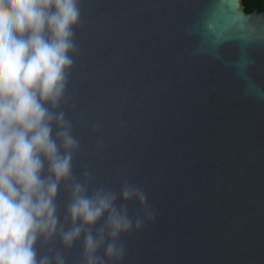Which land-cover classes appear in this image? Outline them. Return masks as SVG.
<instances>
[{
  "label": "water",
  "instance_id": "95a60500",
  "mask_svg": "<svg viewBox=\"0 0 264 264\" xmlns=\"http://www.w3.org/2000/svg\"><path fill=\"white\" fill-rule=\"evenodd\" d=\"M239 2L80 0L74 171L128 179L147 197L129 214L151 212L115 264H264V0Z\"/></svg>",
  "mask_w": 264,
  "mask_h": 264
},
{
  "label": "clouds",
  "instance_id": "9594fccd",
  "mask_svg": "<svg viewBox=\"0 0 264 264\" xmlns=\"http://www.w3.org/2000/svg\"><path fill=\"white\" fill-rule=\"evenodd\" d=\"M80 23V0H0V264H68L78 241V264H115L151 215L129 214L147 197L128 179L116 191L74 171L81 144L61 104Z\"/></svg>",
  "mask_w": 264,
  "mask_h": 264
},
{
  "label": "trees",
  "instance_id": "16d2710c",
  "mask_svg": "<svg viewBox=\"0 0 264 264\" xmlns=\"http://www.w3.org/2000/svg\"><path fill=\"white\" fill-rule=\"evenodd\" d=\"M238 2H239V0H238ZM239 8L242 10L241 3L240 2H239Z\"/></svg>",
  "mask_w": 264,
  "mask_h": 264
},
{
  "label": "flooded vegetation",
  "instance_id": "af4514ba",
  "mask_svg": "<svg viewBox=\"0 0 264 264\" xmlns=\"http://www.w3.org/2000/svg\"><path fill=\"white\" fill-rule=\"evenodd\" d=\"M241 10V9H240ZM242 11V10H241Z\"/></svg>",
  "mask_w": 264,
  "mask_h": 264
}]
</instances>
